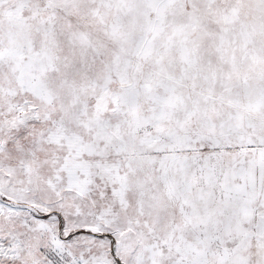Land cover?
Masks as SVG:
<instances>
[{
    "label": "snow or ice",
    "instance_id": "obj_1",
    "mask_svg": "<svg viewBox=\"0 0 264 264\" xmlns=\"http://www.w3.org/2000/svg\"><path fill=\"white\" fill-rule=\"evenodd\" d=\"M0 264H264V0H0Z\"/></svg>",
    "mask_w": 264,
    "mask_h": 264
}]
</instances>
